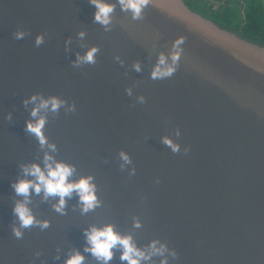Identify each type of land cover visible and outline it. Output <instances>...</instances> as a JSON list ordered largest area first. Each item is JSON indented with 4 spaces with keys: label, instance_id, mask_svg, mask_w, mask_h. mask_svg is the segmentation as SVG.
<instances>
[{
    "label": "water",
    "instance_id": "water-1",
    "mask_svg": "<svg viewBox=\"0 0 264 264\" xmlns=\"http://www.w3.org/2000/svg\"><path fill=\"white\" fill-rule=\"evenodd\" d=\"M103 2L115 6L106 27L89 0H0V264H66L73 252L102 264L84 251V233L106 225L139 249L158 241L176 253L141 264H264V45L183 0H150L136 20L118 0ZM93 47L95 63L74 66ZM161 54L176 70L153 79ZM32 96L65 103L33 118ZM40 116L55 152L25 130ZM121 152L132 161L123 169ZM45 153L74 166L70 182L91 176L100 206L82 213L73 192L61 214L59 197L30 189L27 207L49 226L16 238L13 208L24 198L11 185L34 180L20 166L43 170ZM113 252L108 264H127Z\"/></svg>",
    "mask_w": 264,
    "mask_h": 264
},
{
    "label": "clouds",
    "instance_id": "clouds-1",
    "mask_svg": "<svg viewBox=\"0 0 264 264\" xmlns=\"http://www.w3.org/2000/svg\"><path fill=\"white\" fill-rule=\"evenodd\" d=\"M89 2L95 6L97 11L94 13V21L107 26L111 23V14L114 11V5L104 3L103 0H89ZM122 11H130L134 20L140 19L143 9L150 3V0H118ZM16 39H22L24 36L23 32H16ZM80 37H83L84 33H79ZM43 43V37L37 36L35 40L36 46ZM184 43V37L177 38L172 45L173 52L170 54L172 65H176L180 59L182 52L181 45ZM98 49L91 48L84 57H77V62L74 66H78L81 62L89 64L95 63V54ZM133 68L135 71H140L139 64H134ZM174 66L166 65V58L163 54L159 56L158 62L154 67L151 78L159 79L164 77H170L175 72ZM128 94L131 95V90H128ZM37 100L39 103L37 104ZM142 102V98H141ZM25 105L28 103L36 104L31 110L30 115L33 118L38 117L39 112L44 110H50L53 113H57L59 109L64 105V101L59 100L55 97H51L47 100L32 96L30 100L24 101ZM73 106H69L68 111H74ZM10 119V116L8 117ZM47 120L45 117L40 116L35 120V123L27 122L26 131L36 137L41 148L47 145L48 149L52 152L56 151L54 144L47 142V138L43 134V129ZM162 142L170 147L172 151L178 152L179 146L172 143L168 138H163ZM121 160L124 162L121 165L123 169L124 165L131 164L132 161L128 155L124 152L120 154ZM44 169L42 170L37 164L21 165V170L25 176L34 177V180L21 179L16 183L12 184L17 196H22L23 201H17L13 213L19 220V228L13 227L12 232L16 238H21V229L31 228L33 226H39L42 230L46 229L49 225L47 221H38L34 218L31 210L27 207L30 203L29 195L30 189L35 194L43 192V199L47 200L48 197H59L58 203L54 205L55 211L63 214V210L66 204L65 198H71L73 192L79 197L81 203V212L87 213L100 206V201L95 195V185L92 183L93 178L82 177L77 182H70L71 177L75 171L74 166L68 165L62 162H56L51 155L45 153L43 157ZM135 173V169L129 173L130 175ZM134 227H140L138 221H134ZM85 237L89 247L84 249L85 252L91 253V255L97 260L101 261L102 264H108L113 259L114 249L121 251L120 260L126 261L127 264H141L142 261H149L153 256L164 257L165 253L175 257L174 251L169 252L167 247L159 243L158 241H152L146 249H139L136 247L133 239L130 235L121 236L114 231L112 225H106L102 229L91 227L90 230L85 231ZM159 244V246H157ZM84 257L79 252H73V254L66 260V264H83ZM160 264H167V258L160 261Z\"/></svg>",
    "mask_w": 264,
    "mask_h": 264
},
{
    "label": "trees",
    "instance_id": "trees-1",
    "mask_svg": "<svg viewBox=\"0 0 264 264\" xmlns=\"http://www.w3.org/2000/svg\"><path fill=\"white\" fill-rule=\"evenodd\" d=\"M209 21L264 45V0H183Z\"/></svg>",
    "mask_w": 264,
    "mask_h": 264
}]
</instances>
